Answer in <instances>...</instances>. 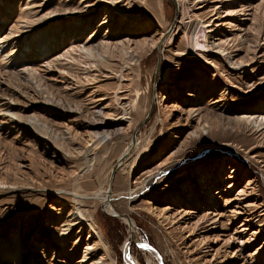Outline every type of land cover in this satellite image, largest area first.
I'll use <instances>...</instances> for the list:
<instances>
[{
    "label": "rangeland",
    "instance_id": "obj_1",
    "mask_svg": "<svg viewBox=\"0 0 264 264\" xmlns=\"http://www.w3.org/2000/svg\"><path fill=\"white\" fill-rule=\"evenodd\" d=\"M63 1L15 0L3 10L0 37L10 39L0 51V264H82L89 229L81 236V225L64 234L59 229L71 213L75 176L82 194L111 188L119 213L91 202L81 208L95 214L115 264H129V258L157 264L156 252L163 264H264V129L247 119L256 106L264 107V0H179L182 11L177 0H129L139 23H148L145 31L131 23L120 31L123 15L100 26L112 10L105 3L79 18L63 17ZM81 17L84 31L72 42L67 25ZM184 21L196 23L197 32L214 29L247 65L230 75L222 58L190 55ZM44 34L64 40L54 50L44 42L35 56L32 44ZM10 40L16 53L8 66L10 58H1ZM25 54L34 62L23 60ZM118 84L117 93L128 100L124 116L114 99ZM137 139L110 183L114 164ZM229 166L242 169L227 188ZM156 171L158 178L137 193L141 180ZM196 177L210 189H228L216 198L226 213L218 224H212L215 212L198 220L209 206ZM186 187L203 205L192 215L181 213L189 209L180 201L191 197ZM240 190L241 200L224 207ZM245 203L257 213L240 232L247 215L230 216ZM229 234L238 241L252 237L238 249L237 241L224 243ZM234 248L236 256L228 258Z\"/></svg>",
    "mask_w": 264,
    "mask_h": 264
},
{
    "label": "bare ground",
    "instance_id": "obj_2",
    "mask_svg": "<svg viewBox=\"0 0 264 264\" xmlns=\"http://www.w3.org/2000/svg\"><path fill=\"white\" fill-rule=\"evenodd\" d=\"M3 1H4L3 6H0V29L4 25L3 22H2V19H4V22H5V18H3V16H5V13L3 11L4 8L8 7V4H9L10 1H15V0H7V1L3 0ZM177 1L179 2L180 10L182 11L183 8H182V6L180 4V1L179 0H177ZM63 3H64V5L67 6L66 10L63 12V15H65L63 17L70 18V17H73V16H76V17L78 16V18H79L80 16H84L87 13L91 14V12L94 11L96 7H99L102 3L103 4L105 3V4L110 5L112 7L110 9H112L113 11L112 10H107L106 11L105 20L100 21V23H101L100 26L106 25L107 23L115 22V20L118 19V16L123 15L124 18L121 20V27H120L121 30L120 31L129 29L128 26L130 25V23L132 25H136V28H140L143 31L148 29V23L147 22L139 23V18L137 16L135 10L133 8H131V2L129 0H99L96 4H93L91 2V0H80L79 2H77V0H64ZM84 3H85V6H83ZM27 12L30 13V10L27 11ZM84 21H85V19H83V18H82V20L76 18L74 21L68 23L67 28L70 30L71 33H73L72 34L73 36H72V39H71V40H73L72 42L77 41V40L80 39V36L82 35V33L84 31L83 30ZM61 23L62 22H59L60 25H61ZM182 24L184 26L185 34L188 37L187 39L189 41V44L187 45V52L190 55L197 56L198 54H203L205 57H209V55H212V56H215V57L217 56L219 58H222V60L228 65L227 67H229L228 70H227L228 71L227 73H229L230 75H235V74L239 73V71L242 68H244V66L247 65L243 60L241 61V60L235 59V54L230 49L229 44H228V40L217 37V34H215V33L213 34L214 29L206 30V29L203 28L202 30L199 29V31L197 32L196 31L197 28H196V25H195L196 23H194L192 25L191 23H189V22L187 23L186 21H184ZM197 25H199V24L197 23ZM199 28H202V27H199ZM137 31H139V30L137 29ZM97 35H98L97 32L94 33V35L92 37H90L88 39V41H90L91 39H94ZM194 36H195V38H194ZM166 37H167L166 41L167 42H171L172 35L171 34H167ZM8 38H9L8 36H6L4 38L0 37V51L3 48L4 45H7L5 43H6V41H9V40H7ZM63 40H64V37L60 38V35L58 37H56V36H50V34L49 35L48 34H44V36H42L40 42H38V43H36L34 45L32 44V51H34V55L35 56L36 55L37 56L41 55L40 51H41V48H42L44 42L47 43V42L51 41L50 49L54 50V49L59 47L60 43ZM145 43H147V41H145ZM14 44H15V42L10 40V42L8 43V51L6 53H4V55H3V57L1 59L6 58V57L10 58L12 53H13L12 56L15 55L16 51L15 52L13 51ZM103 44H104L105 48L109 47L108 43H106V44L103 43ZM20 45H22V44H20ZM120 45L121 46H119V47L120 48L122 47L121 49L123 50L124 48H126L125 45H127V44L125 42H122V43H120ZM83 48H85V46H83ZM127 48H129V47H127ZM90 49H91L90 47H86L85 51L87 52ZM92 50L94 51L95 49L93 48ZM3 52H5V48H4ZM69 52L70 51H67V53H69ZM81 52H82V50H81ZM62 55L66 56V53L62 54ZM88 55H89V53H88ZM26 59H30V61H33V58H31V57H29L28 55L25 54L24 57H23V60H26ZM131 59L133 60V58H131ZM205 60L207 61L206 58H205ZM10 61H11V58H10L9 61H7V65L8 66L11 64ZM165 73H167V69H166ZM120 85H122V84H118V87L116 88V92H115V95H114L115 98L114 99L116 100L118 105L119 104L121 105L122 110H124V112H123V116H124L125 114L128 113L127 112V108L128 107L126 108V102L128 103V100L124 102L122 99H124V98L126 99V96H122V95L120 96L117 93L119 88H121ZM208 87L209 86L207 85L206 88H208ZM209 90L210 91H214V88L209 87ZM218 101H220V99H218L217 102ZM254 110H255L254 112H251L250 115L247 116L248 117L247 119H251V121L255 124V126L257 128H260V129L263 130L264 129V107L256 106V108H254ZM190 112L192 114L194 113L193 110H190ZM130 114L134 115L132 113H130ZM10 119H11V121L13 123H16L18 125H21V123H22L20 120H13V118H11V117H10ZM263 133H264V131H263ZM174 135L175 134H173L172 137H175ZM101 139H102V137L100 139H97L95 144L97 145L100 141H102ZM138 144H139L138 139L136 140L135 143H130L129 144L128 148L123 152L122 156L119 158L120 161H118V166L120 165L121 161H122L121 164H123L124 160H126L127 158H129V156H131V154L133 153L134 149L137 148ZM93 150H94L93 148L89 149V151L87 150V153H86L87 157H88L90 152H93ZM144 152H145V149L143 148L140 156H142L144 154ZM229 167H230L231 170H233V167H231V166H229ZM219 169H220V167H219ZM241 169L242 168L236 167L233 170V172H231V173H229L227 175V178L232 179V181L230 183L226 184L227 188H229L231 186L233 187V184L236 182L238 174L241 171ZM131 171H132V169H131ZM157 173H158L157 171L156 172H152V173L148 174L144 179H142L141 180V185H140L141 187L137 191V193L139 191L145 189L147 184L150 183L154 178L157 177ZM202 177H196L197 178V186H198V188L199 187H205L206 188L205 191H208V196L206 198L207 199L206 203L208 205L205 203V206H206V208L209 206V208L206 210L205 214H203L201 217H199L198 220L201 221V219L207 218V215H208V213L210 211V213L215 212L213 218L217 217V218H215L212 221V224H218V219H220L221 217L226 216V213H225V211H221V208H219V207L217 208L218 204L216 203V198H220V196H221L220 193L222 194V192H226L228 189H225L224 191L221 190L222 189L221 185H218L216 189H210V186L208 185L209 182H206ZM148 178H152V179L148 180ZM160 179H161V177H160ZM79 188H80L79 176H75L74 177V188L71 191L72 200L74 202L73 205L71 206V211H70L71 213H70V215H68V218L65 219V221L60 225L61 228H59V229L62 230L63 231L62 234H64V233H67L66 231L71 232L72 229H73V226L81 225L80 228H79V232H78L79 236L84 234L85 229L86 230L89 229V237H90V239H87L85 247H84L85 250L83 251V256H82V260H81L82 264L84 262H87V261H89L88 264H115L114 257H113V254H112V250L110 248L108 240L106 239V237L104 235V232H103L102 228L100 227V225L98 224V222L96 220L95 214L91 213V212L87 213L88 211L86 212V210L81 208L82 203L91 202V203L95 204L96 207L98 205H101L103 207L104 211L105 210L106 211H113L114 210V211L119 213V211L117 210V208L115 207V205L111 201V198H112L111 197L112 196L111 188H107V187L104 188L103 186H100V187H97L94 190H92L91 192H88L86 194L80 193L79 190H78ZM186 190H187V187H186ZM191 190H192L191 188H189L187 190V192H189L191 194V197L187 196L185 198V197L182 196V198L180 199L181 202L184 201V204L186 203L185 205L187 207H189V209L186 208V209H183L181 211V213H184V215H192L193 213H195L192 210L193 208L198 211L199 207L202 208V206H203L202 204H200V201H199L200 199L197 197V194L195 193V191L193 192ZM242 192H243V190H240L235 196H233L232 199L226 198V202L224 203V207L227 206V205H230V204H234L237 200H241L240 199L241 197H240L239 194L242 193ZM137 193H135V194H137ZM209 193H212V196L209 197ZM132 197H134V193L129 194V198H132ZM87 198H89V199H87ZM239 206H240V204H239ZM242 208H239V207L235 206L232 209V211H231L232 214L230 216V218L233 217V219H235L238 216H240V214L247 215L246 216L247 218H245V220H244V221H246V223L242 222L241 225L239 226L240 229L242 228L240 230V232H242L243 230H247L248 229L249 223L254 218L252 216H255L256 213H257L256 211H253L249 207V205H247V204L245 205V209L244 210ZM211 209H213V211ZM245 211H247V212H245ZM125 214H128V213H125ZM260 215H262V214H260ZM122 218L126 222H128L130 226H132V227L134 226L133 219L131 218V216L129 214H128V218H126L125 216H123ZM80 219H82V220L80 221ZM84 222H85V224H84ZM85 225H86V227H85ZM132 227H130V228H132ZM53 231H56V232H53L54 234H57L59 232L58 230H54V229H53ZM254 232L255 231H253L251 233V235H253ZM79 236H78V239L74 242L76 245H78V243H79V241L81 239V237H79ZM251 237H245V238H243V239L238 241V240H235L233 235L229 234L226 237V239L224 240V243H226L228 245V247H230L232 244H236L235 242L237 241V243L240 244L239 245L240 247L239 248L237 247V248L238 249H242L243 245L245 243L249 242ZM60 239H62V241L64 243L66 242L65 238H60ZM34 248H39L38 244H35ZM150 248L155 250V248L152 247V246H150ZM236 252L237 251L235 250V248L229 250L230 255H228V258L235 257L236 256ZM156 253H157L156 256L159 259V262L157 264H163L162 261H161L162 260L161 256L159 255L158 252H156ZM248 256L250 257L252 255L249 254ZM129 264H135L134 260H130V258H129Z\"/></svg>",
    "mask_w": 264,
    "mask_h": 264
},
{
    "label": "water",
    "instance_id": "obj_3",
    "mask_svg": "<svg viewBox=\"0 0 264 264\" xmlns=\"http://www.w3.org/2000/svg\"><path fill=\"white\" fill-rule=\"evenodd\" d=\"M149 113H150V111H149ZM121 156H122V155H121ZM121 156H119V157H121ZM117 165H118V162L116 161V163L114 164V166H113V168H112V170H111V173H110V183H111V177H112V174H113L114 169L116 168ZM109 188H110V187H109ZM124 216H125L126 218H128V215L125 214V213H124Z\"/></svg>",
    "mask_w": 264,
    "mask_h": 264
}]
</instances>
